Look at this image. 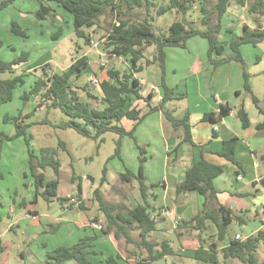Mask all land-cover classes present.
I'll list each match as a JSON object with an SVG mask.
<instances>
[{"label": "trees", "instance_id": "obj_1", "mask_svg": "<svg viewBox=\"0 0 264 264\" xmlns=\"http://www.w3.org/2000/svg\"><path fill=\"white\" fill-rule=\"evenodd\" d=\"M41 2L39 10L35 13L39 20H48V18L56 15V7L63 9L72 16V24L76 37L84 39L85 44H90L89 29L99 27V21L108 13L113 14L114 20H118L117 24H113L107 31L106 41L104 43V51H108L110 55L129 58L131 64L128 71H121L116 68L107 70L108 79L99 81L104 98L103 110H97L85 101L80 99L75 89L73 78L79 76L86 68L89 67L90 59L86 56L77 58L71 66L62 73H50L43 67L42 76L38 77L31 85L29 92H25L21 99L25 102L30 101L32 97H39L40 103L34 110L46 107L48 110L59 109L68 117V121L58 124L60 129H74L80 135L94 140L104 141L102 136L106 133L113 132L120 137L129 136L134 139L133 131H126L121 125V121L125 118L137 122L144 120L149 113L154 110H161L165 117L171 122L174 128L183 127L184 137L182 143L195 146L191 133V125L189 122L190 115L187 114L182 119H177L166 109V104L172 99V90L164 82L166 74V50L170 47L186 48L189 40L195 37H202L209 43L208 61L216 68L221 63L213 59V54H222L225 50L224 46L219 43V35L223 29V17L235 2L240 7L248 6L249 13L254 17L256 29H251L248 25L243 26L241 36L233 34L230 43L231 50L235 53L229 60H234L246 65L240 52V47L245 44L257 46L264 41V0H255L249 4V0H216L213 9L209 7L214 0H164L158 5L157 0H39ZM166 3V4H165ZM8 2L0 4V10L4 8ZM198 5L200 21L204 29L194 27V22L184 21L174 22L167 33L159 32L151 24V12L156 8V15L162 16L169 11H176L178 14L186 17L193 12ZM145 7V14L136 23L126 19L132 11ZM217 14V25L210 24L211 16ZM139 16H141L138 13ZM11 31L19 36L27 38L26 30L19 24L12 22ZM230 33H233L230 31ZM63 34V30H58L53 35V40H58ZM1 44V43H0ZM155 46L152 59H147L145 64L144 48ZM29 53L24 52L12 61H4L0 58V74L10 73L13 76L8 79L0 77V107L11 103L15 97V91L26 85V75H15L16 69L23 63H26ZM150 65H157L159 72L162 73V86L165 90V96L159 107L150 110L141 115L138 110L126 109L130 95L140 98L141 83L138 75ZM48 66V65H46ZM244 89L248 92L252 91L249 81V75L243 71ZM252 93V92H251ZM91 96V95H90ZM253 101L262 116V120L258 123L257 129L264 130V110L260 107V101L253 95ZM34 112V111H33ZM231 109L226 105H220V112L206 113L203 120L207 122H220L225 116L229 115ZM33 116L32 113L23 116L22 112L18 116L13 117L17 126L16 137L25 136L26 144L29 148L30 159L28 168L32 177V186L34 187V195L32 204H37L40 197L45 201L51 202L52 198L57 199L61 204L67 203L71 198L79 201L78 209L86 211V205L83 201V190L80 184L77 185V193L70 198L58 197L59 172L61 163L55 158V151L47 149L41 150V156L37 157L31 147V136H26V129L35 124H48L47 119L40 123H32L21 126L24 120ZM236 117L240 120L243 128L250 126L249 114L240 106L236 111ZM11 120V117H9ZM0 136H3L0 133ZM1 144V140H0ZM238 138L232 137L222 143V149L218 155L225 160L241 166L236 159ZM60 146L66 150L65 143L60 142ZM175 148L173 152H177ZM50 152V153H49ZM140 163L145 162V151L140 148ZM116 155H120V143L116 149ZM34 159L37 160L35 163ZM264 160V158H263ZM51 167L53 169L55 179L46 181V170ZM38 169L42 172H38ZM224 173L223 167L208 162L204 156L196 161L190 169L185 172L183 181L177 186L176 194L194 192L204 198L203 208L198 214L193 216L189 221H183L181 227H191L199 232L200 247L195 251L193 258L200 264H229L231 260H239L243 264H258L256 252L261 242H264V229L259 230L252 236L244 240H236L229 238V227L233 222L244 225V216L234 215L229 209L220 205L217 211L210 209V203L217 202L218 190L215 186V180ZM121 180L131 183L136 180L139 184L142 203L127 212L116 204H110L104 200L99 189L94 191L96 201L98 202V210L105 216L106 226L103 228L104 233H113L117 240H123L127 246L126 250L129 255H133L136 264H149L152 261L166 258L175 253L174 248L169 240L162 242H151L149 240L152 232L157 230L158 222L153 218L156 209L149 202V190L151 186L147 185L148 179L144 176L143 167L141 166L138 174L128 172L121 175ZM72 184L75 183L74 175L71 178ZM107 182V168L104 170L102 184ZM247 197L245 194L239 195ZM26 203H21V208H26ZM264 210V205H263ZM33 214H36L34 211ZM210 220L217 230L216 240L213 237L203 238L207 234V221ZM94 221H98L95 218ZM54 232L59 225L53 227ZM132 231H138L140 239H135ZM96 236H87L71 247L60 246L47 253L46 264H65L74 261L76 264H95L91 261L90 255L93 254V242ZM228 240L223 246H219ZM133 245L134 250H129L128 246ZM0 251H4V247L0 242ZM221 256L223 259H221ZM122 258L118 254L111 256L106 260V264H121Z\"/></svg>", "mask_w": 264, "mask_h": 264}, {"label": "rangeland", "instance_id": "obj_2", "mask_svg": "<svg viewBox=\"0 0 264 264\" xmlns=\"http://www.w3.org/2000/svg\"><path fill=\"white\" fill-rule=\"evenodd\" d=\"M253 1L249 0V4ZM5 2H8V4L0 10V58L4 61H12L24 52L29 53L28 61L19 66L14 74L30 73L32 76H30V79H26L27 86L18 88L15 91V97L11 103L0 107V133L3 134V136H0V242L4 247V251H0V264H46L48 252L60 246L71 247L85 236L93 234L92 231H79L78 223L89 213L77 209L78 213L74 214L72 210L63 208L57 199L49 203L40 197L37 204L31 203L35 189L32 186V177L28 168L30 159L29 148L26 144L25 136L16 137L17 126L12 118L18 116L20 112H22L23 116L32 113V118L20 120V123L23 121L21 126L40 123L45 119L50 122L43 125L35 124L26 129V136H31L32 138L31 147L35 156L40 157L42 149L55 151V158L62 165V173L59 172V193L62 195H68L76 191V187L66 181L65 177L67 174H75L80 177L90 176L94 179L93 185L89 183V180H85L87 193H90L88 204L91 209L94 206V213L100 216L104 226H106V219L98 210V202L96 201L94 191L96 189L102 191L101 185L103 186L105 183L102 184L101 182L106 168L108 171L107 177L111 178V184L109 183V186H105L106 191L101 192L106 202L119 205L126 212L142 203L138 182L136 181L138 189L134 190L130 186L131 183L121 180L122 174H127L128 172L138 174L140 165L139 153L136 151L137 146L134 139L120 137L117 133L109 132L104 134L102 136L104 141L100 143V140L80 135L74 129H60L57 125L68 121V117L65 114L59 109L48 110L46 107L34 110L37 104L40 103V98L32 97L33 100L25 102L21 99V96L25 92H29L37 75L38 77L42 76V67H46L50 73H62L71 66L75 59L83 56L88 57L92 62H99L101 67L109 66L122 71L129 69L131 62L130 60L127 62V58L120 59L118 56L110 58L109 56L112 55L108 51H104L103 48L105 43L102 42L103 37L107 35V31L112 23L116 24L120 17L115 21L113 14L108 13L99 21L100 28L97 26L88 30L90 38L99 43V46L96 47L91 42L90 44H85L84 39L76 37L72 25V16L58 9L56 5H53L56 9L54 17L50 16L48 20H39L36 18L35 13L40 8V1L0 0V4ZM163 2L164 0H157L158 5ZM215 2L216 0L209 5L211 9H213ZM199 7L200 5L186 17L174 10L158 16L156 15L155 8L151 12L153 17L150 20V24L159 32L167 33L174 22L184 21V18H186L187 21L194 22L195 28L204 29L200 21ZM231 9L239 8L233 3ZM145 12V7L137 9L128 14L126 19L136 23L143 17ZM239 15L248 17V8L242 10ZM12 22L19 24L26 30L27 38L16 35L11 31ZM210 24L212 26L217 25V14L211 16ZM60 29L63 30V35L58 40H53V35ZM232 30L234 31L233 33L223 31L222 35L218 36L220 37L219 43L226 48V51L222 54H213L214 60L220 63L225 61L218 66L220 70L218 69L215 74L217 77L221 75L222 78L228 77L231 74L232 81L238 77L241 94L237 98L235 97V100L238 102L237 107L239 108L243 105L253 120H260L262 116L253 101V95L259 99L260 106L264 109V41L258 46L246 45L241 48L240 52L246 64L244 66L239 62L229 60V54L232 53L230 43L234 36L233 34L238 36L242 32L238 25H235ZM190 43L191 49L182 52L188 55V57H193V54L199 52L201 43H204L206 50H208V42L202 37L193 38ZM154 51L155 46L144 48L146 57L142 60L143 64H145L147 59H152ZM100 53L104 55L102 56ZM47 61L51 63L45 64ZM208 67L212 69V66L209 65ZM30 69H33V71H26ZM158 71L157 65H150L139 76L148 78L149 73L154 74ZM243 71H246L249 75L252 93L244 89ZM12 76L8 72L0 74V77L3 79H8ZM91 79L88 81L89 88L95 90L97 87L92 83ZM190 104H194V100H190ZM9 117H11V120H9ZM61 141L66 143L68 151H65L60 146ZM118 143H120L119 156L116 155ZM34 161L35 163L37 162L36 159ZM155 165H158L157 162H155ZM38 172H42V170L38 169ZM259 173L264 175V166H261ZM45 174L46 181L56 178L51 167L47 168ZM161 174V169H155V174L150 178L157 181ZM232 177L235 180L236 175L234 174ZM234 184L238 190L249 192V196L245 197L244 201L251 209H254L261 201H264V187L259 185L258 188H254L249 177H245L244 179L245 187L236 181ZM128 190L130 193H128ZM70 197H73V195L71 194L66 198ZM153 198L150 195L149 199L153 200ZM23 202L27 204V208L37 211L44 223L55 224V226L60 223L56 232L52 230L55 226H42L38 224V221L18 219L14 216L12 209L16 208V212H19L21 209L20 204ZM66 205L68 206L69 204L66 203ZM153 214L155 216L161 214L159 217L164 216L162 209L156 210ZM252 214H255L254 211ZM11 216L15 217L14 220H12ZM191 218L186 221H189ZM16 219L18 220L17 222H15ZM11 223H14V226L10 230L9 226ZM260 226L261 223L258 220H251L247 225H241L235 221L230 226L229 238L230 236L235 237L236 233L242 236L248 235ZM214 232L215 234H213ZM214 232L208 228L207 234L203 235V238L213 237L212 240H216L217 230L215 229ZM131 233H133L135 239H139L138 231H132ZM158 233H160V236L155 234L149 240L151 242L169 240L175 253L166 258L152 261L149 264H200L193 257L182 252V250H192L194 247L200 245L199 232L197 230L191 227H181L180 220L177 219L174 224L168 220V226L164 225L162 231ZM109 240V238L106 239L104 237L95 242L94 250L98 249L99 251L94 255L96 257L90 256L91 259L93 258L94 263L106 264L104 263L105 259L101 258V252L104 244L107 245V249L110 248ZM182 242L186 245L184 244V246ZM119 244V250H121L122 254L126 258L135 261L136 257L129 255L127 252L125 242L121 240ZM121 245L123 246L121 247ZM219 246L223 245L220 244ZM128 249L134 250V246L130 245ZM256 255L259 261L258 264H264V242L260 243ZM221 259H223L222 256ZM122 264L133 263L122 262ZM229 264L243 263L234 259Z\"/></svg>", "mask_w": 264, "mask_h": 264}, {"label": "crops", "instance_id": "obj_3", "mask_svg": "<svg viewBox=\"0 0 264 264\" xmlns=\"http://www.w3.org/2000/svg\"><path fill=\"white\" fill-rule=\"evenodd\" d=\"M254 2L255 0L252 3ZM233 3L235 2H232L231 5ZM235 5L239 9H231V6L228 8L227 13L223 17V29L220 35H222L223 31H226L227 33H230V31L234 32L232 29L235 27V25H238L239 28H241L242 32L244 25H248L251 29H256L257 25L255 23L254 17L249 13V11L248 14L250 16L248 15V17L239 15L242 10L248 8V6L240 7L236 3ZM58 9L63 10L61 8ZM242 32L238 36H241ZM192 39L188 41L186 48H167L166 74L164 76V82L172 90V99L166 104V109L177 119H182L187 114L190 115L189 122L191 125V133L196 145L192 146L190 144L182 143L185 134L184 128H174L171 122L168 121L165 117L164 112L161 110H154L153 112L149 113L148 116H146L141 122L129 120L127 118L121 121V125L126 129V131L134 132V137L137 141L136 146L138 149H136V151L139 153V163L141 156L140 148L145 151V154L142 155L145 159V162H143V164L140 163L139 169L141 166L143 167L144 176L148 179L147 185L151 186L148 193L154 198L153 200H150V198L149 202L156 210L162 209V212L164 213L163 217H159L161 214L159 216L153 215V218L158 222V224L157 230L152 232L149 239L155 234H158L160 236V233L158 232L162 231L164 225L168 226V220H170L172 224H174L175 221L179 219L180 224H182L183 221H186L187 219L195 216L201 210V207L204 203L203 197L197 195L194 192L182 193L177 195L176 188L183 181L185 172L190 169L192 165L202 156H204V158L208 162L219 165L224 169V173L215 180V186L218 190L217 202H211L210 209L213 211H217L219 209V206L222 205L226 209H229L234 215L244 216V225L249 224L251 220H258L261 223V226L259 228L252 231L248 235L242 236L239 233L235 234L242 236L243 239H246L259 230L264 229V201H261L259 205L255 206L254 209H251V207L248 206L244 201L245 197L239 196L241 194L249 196V192L238 190L235 187L234 182H239L245 187L244 179L245 177H249L254 188H258L259 185H262L264 187V175L259 173V169L261 168V166H264V130L257 129V125L262 119L253 120L252 117L249 116L250 126L246 129L242 127L240 120L236 117L238 102L235 99L238 97V95L241 94L238 77L233 81L231 74L228 77L224 78H222L221 75L220 77H217L215 72L219 68L217 67L216 69L208 61L209 43L208 50H206L204 43H201L199 52L193 54V57H188V55L182 53L183 51H189L191 49L190 42L192 41ZM246 45L251 44L242 45L240 47V50L243 46ZM225 51L226 48L224 50V53ZM100 54L102 56L104 55L102 53ZM234 55L235 53L232 51V53L229 54V57L231 58ZM113 56L115 55L109 57L111 58ZM119 58L124 59L127 57ZM126 60L127 62H129V58H127ZM48 63L51 62H45V64ZM209 65L212 66V69L208 67ZM100 67L101 66L99 62L90 61L89 67L86 68L79 76H74L73 78V83L76 91L80 96V99L82 101L88 102L92 106V108L97 110H103L105 108V104H103L102 101L104 98V94L101 90L100 85H95L97 87V89L95 90L90 89L88 81L91 78V80H93L94 77H98L99 81L106 80L108 79L107 70H109L110 68H114L109 66H102L101 68ZM129 69L124 71H128ZM26 71L31 72L33 71V69ZM25 75V79H30V76H32V74L30 73H25ZM91 75L92 77H90ZM137 77L140 81L143 82L140 88L141 97L137 98L133 94L130 95L126 109H135L140 111L141 115H144L150 110L160 106L165 96V90L162 86L163 77L162 73L159 71L155 72L154 74L149 73L148 78H142L139 75ZM37 78L38 75L34 80H36ZM27 84L28 83H26L25 86H27ZM152 86H155L158 89V94L152 92ZM190 100H194V104H190ZM220 105L228 106L231 109V113L217 123L207 122L203 120V116L206 113L218 114L220 112ZM232 137L238 138L236 159L240 163V167L218 155V153L222 149V143ZM65 148V151H68L66 143ZM175 148L178 149L176 153L173 152ZM155 162H157L158 165H155ZM155 169H161L162 172L161 176L159 175L157 181L151 180L150 178L155 174ZM60 173H62L61 168ZM234 174L236 175L235 180L232 177V175ZM73 175L75 178L74 184H72L71 182V178L73 177ZM239 177H242V180H239ZM65 179L70 185H74L76 187V191L73 193L71 192L68 195H62L59 193L58 186V197H67L71 194L74 196L77 193L78 184L81 185L83 190L82 197L87 208L85 212L89 214L83 217L82 221L78 223L80 228L79 231H92L93 234L91 236L97 237V239L93 242V255L91 254L90 256L92 257L96 255L99 251L98 249L94 250L95 242L98 239L106 237V239H110V248L107 249V245H103L101 258L105 259L104 263H106V260L109 257L115 256V254L118 253L122 258V260L120 261L121 264L122 262L136 264V260L133 261L130 258H126L122 254L121 250H119V243L121 240H117L113 233L107 234L103 232V228L105 226L103 225L100 216L94 213V206H92L93 209L89 208L88 199L90 198V193H87L85 180H89V183H92L93 185L94 179L90 176L84 178L76 176L75 174H67ZM110 179L111 178L107 177V182L103 186L101 185L102 191H100L102 193L106 191L105 186H109L111 184ZM130 186L134 190L138 189L136 180H133ZM128 193H130L129 190ZM54 199L55 198H52L51 202H53ZM61 205L65 209L72 210L74 214L78 213V205H74L75 207L67 206L66 203H63ZM34 211L35 210L29 209L27 207L21 208L19 212H16V208L12 209V213L18 219H32L34 221H38V224H41L42 226H55V224H47L46 222L44 223L37 211H35L36 214H33ZM253 211L255 213L254 215L252 214ZM11 218L12 220H14L15 217L11 216ZM95 218H98V221H94ZM17 221L18 220L16 219L15 222ZM57 225L60 226V223H58ZM13 226L14 223H11L9 229L11 230ZM207 227L211 229L212 232H214L216 229L215 225L210 220L207 221ZM213 234H215V232ZM131 235L134 237L133 233H131ZM113 238L116 240V242ZM230 238L233 239L234 237L230 236ZM182 243L183 245L185 244L184 242ZM226 243H228V240L222 243V245H225ZM122 246L123 245H121V247ZM199 247L200 245L194 247V249L192 250H182V252H184V254H188L190 257H193L195 251ZM91 261H93V258L91 259ZM65 264L76 263L74 261H69Z\"/></svg>", "mask_w": 264, "mask_h": 264}, {"label": "built area", "instance_id": "obj_4", "mask_svg": "<svg viewBox=\"0 0 264 264\" xmlns=\"http://www.w3.org/2000/svg\"><path fill=\"white\" fill-rule=\"evenodd\" d=\"M116 24L118 25V22H117ZM103 38H104V39H102V42H105V41H106V36L103 37ZM90 42L92 43L93 46H96V47L99 46V43L96 42L94 39H91V38H90ZM92 82H93V84L96 85V86H99V85H100V83H99V79H98L97 77H94L93 80H92ZM140 83L142 84L143 82L140 81ZM151 90H152V92L155 93V94H158V93H159L158 89H157L155 86H152V87H151ZM230 113H231V112H230ZM84 178H87V177L84 176ZM238 179H239V180H242V177H239ZM67 204H69V205H78V204H79V201H78L76 198H71L70 201L67 202ZM69 205H68V206H69ZM163 214H164V213H163ZM234 238H235L236 240H244L243 237L240 236V235H235Z\"/></svg>", "mask_w": 264, "mask_h": 264}]
</instances>
